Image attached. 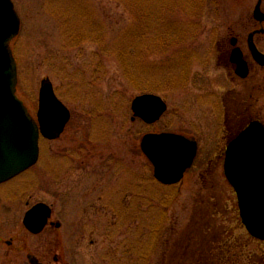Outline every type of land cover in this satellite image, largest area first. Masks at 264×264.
Here are the masks:
<instances>
[{"label":"rangeland","instance_id":"1","mask_svg":"<svg viewBox=\"0 0 264 264\" xmlns=\"http://www.w3.org/2000/svg\"><path fill=\"white\" fill-rule=\"evenodd\" d=\"M217 1L12 0L20 20L8 42L15 95L36 121L48 78L71 119L57 139H40L35 165L0 184L2 239L44 245L45 264L54 253L72 264H221L240 245L232 260L262 257L220 155L239 122L231 108L250 86L232 79L218 50L228 25H242L244 58L258 70L243 32L255 0ZM258 40L264 52V36ZM143 93L167 104L153 125L131 121V101ZM161 132L198 143L193 166L172 186L157 182L135 150L144 134ZM38 202L53 208L59 230L26 231L24 213Z\"/></svg>","mask_w":264,"mask_h":264},{"label":"water","instance_id":"2","mask_svg":"<svg viewBox=\"0 0 264 264\" xmlns=\"http://www.w3.org/2000/svg\"><path fill=\"white\" fill-rule=\"evenodd\" d=\"M253 16L264 21L259 4ZM19 29L20 20L12 1L0 0V183L34 165L38 159L39 136L57 138L70 117L69 110L55 95L48 78L40 83L36 115L38 125L16 98V68L8 41L18 34ZM248 42L252 57L264 66V54L253 44L252 35L248 37ZM230 59L236 65V74L245 77L247 63L239 48L233 49ZM130 109L132 120L140 118L151 125L166 112L167 105L158 95L142 94L131 101ZM140 148L153 166L154 178L163 185L180 182L197 153L195 140L166 132L145 134ZM224 175L236 193L239 216L245 229L255 239L264 241V127L260 122H250L229 142ZM50 215V207L38 203L25 213L23 225L30 232L39 233Z\"/></svg>","mask_w":264,"mask_h":264},{"label":"flooded vegetation","instance_id":"3","mask_svg":"<svg viewBox=\"0 0 264 264\" xmlns=\"http://www.w3.org/2000/svg\"><path fill=\"white\" fill-rule=\"evenodd\" d=\"M214 2L218 1L214 0ZM234 2L240 3L241 0H234ZM263 2L264 0H255L252 10V18L249 19V21L243 25V32H247L246 47L249 51L251 60H253V58L249 49L248 42V37L250 35H252V42L255 47L263 53V51L259 47L258 39L264 36V21L257 20L253 16V11L258 4L260 12L264 13V9L262 8L264 4ZM241 26L242 25L239 24L228 25V27L226 28V35L229 38L228 43L226 45L219 46L218 50V52L221 54V56L224 57L225 60V65L223 67L230 71L229 73L232 79L235 80L237 83L243 82V87H245V85L250 86V91L246 93L244 97L238 99V102L234 104V107L231 108V116L236 117L239 122L236 123L237 126L235 128H233L232 130H230L229 133L227 132L228 134H226L227 136L225 138V146L220 153V155L222 154V167L224 164L226 147L232 139H234L243 129H245L251 121H259L264 126V103L258 105L259 100L261 98H264V66H260L253 60L252 62L256 65L259 70L255 71L251 63L246 58H244L247 62L248 73L245 77L242 78L236 74V66L233 62H231L230 59V55L234 48H239L242 54H244L240 46L241 38L240 35H238L240 33H236L237 31H240ZM233 40H236L235 43H233ZM223 116L224 120H226L228 113L225 112ZM135 148L134 149L140 153L139 145H136ZM134 149L133 152L135 151ZM208 161V163L211 164L210 159ZM54 221H58L60 225L58 227L54 226L53 228L55 230H59L62 226L61 221ZM47 227L52 226H45L43 230L37 234L30 233L27 230L26 231L32 236H39L43 234L44 230ZM3 243H5V245H0V255L4 258L3 264H45L43 259L47 255L44 252V245H12L11 239H2L0 237V244ZM63 255L64 254L62 253H54L52 256V261L54 262V264H72L71 261H64Z\"/></svg>","mask_w":264,"mask_h":264},{"label":"trees","instance_id":"4","mask_svg":"<svg viewBox=\"0 0 264 264\" xmlns=\"http://www.w3.org/2000/svg\"><path fill=\"white\" fill-rule=\"evenodd\" d=\"M125 76H127V78H130V80L132 79L133 80V77H132V75H130L129 73H127L126 72V75ZM264 244V243H263ZM227 247V246H226ZM240 248H238V247H236V246H234V247H232L233 249H234V253H230V251L232 250V248L230 247V248H228V252H227V255H226V257H228L229 258V260L228 261H226L225 263H221V264H237L238 262H237V260L235 261V260H232V258H234V255H236V254H239V253H242V251H241V249H242V246L240 245L239 246ZM238 249V250H236L235 251V249ZM230 250V251H229ZM243 250V249H242ZM250 256V255H249ZM248 256V257H249ZM250 260V259H249ZM248 260V261H249ZM238 264H242V263H238ZM248 264H264V254H262V257L260 258V257H256V259H251L250 261H249V263Z\"/></svg>","mask_w":264,"mask_h":264}]
</instances>
